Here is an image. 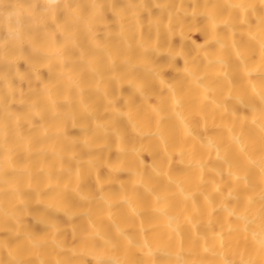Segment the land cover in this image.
Masks as SVG:
<instances>
[{"label":"bare ground","instance_id":"bare-ground-1","mask_svg":"<svg viewBox=\"0 0 264 264\" xmlns=\"http://www.w3.org/2000/svg\"><path fill=\"white\" fill-rule=\"evenodd\" d=\"M0 264H264V0H0Z\"/></svg>","mask_w":264,"mask_h":264}]
</instances>
